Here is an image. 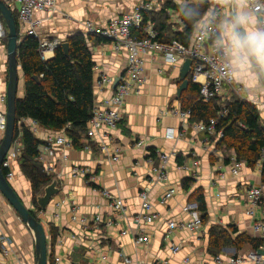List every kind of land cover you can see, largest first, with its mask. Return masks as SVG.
Here are the masks:
<instances>
[{"label": "crops", "instance_id": "1", "mask_svg": "<svg viewBox=\"0 0 264 264\" xmlns=\"http://www.w3.org/2000/svg\"><path fill=\"white\" fill-rule=\"evenodd\" d=\"M143 1L58 0L53 11L37 14L43 19L39 32L44 37H57L63 42L74 32H82L86 21L103 26L112 17L131 13ZM173 1L181 4V0ZM207 1L211 12H216L215 22L219 26L237 12H244L249 15L251 26L260 28L244 1ZM164 12L167 14V31H180L183 27L180 12L172 7ZM90 45L94 61L93 92L97 102L109 94L108 88L100 87L97 83L100 75L118 78L124 72L126 60L124 50H114L109 40ZM52 56L53 50L47 52L44 59ZM228 59L235 68L234 83L242 88L240 96L257 107L260 122L264 126V66L254 63L238 65L232 62L230 56ZM179 67L165 63L161 57L156 60L145 56L144 72L137 84L139 92L136 93V86L124 98L121 120L115 129L100 130L98 136L89 142H92L93 150L70 147L55 151L51 176L57 179L59 192L46 209H40L38 213L34 211V216L45 228L51 264H55V258H59V264H125V258H129L131 264L139 260L151 264L155 259H165L169 264H227L230 255L243 256L260 247L262 240L252 230V217L245 213V195L249 185L264 183L261 163L257 161L252 168L247 167L244 161L235 157L232 149L218 142L216 133L196 132L192 128L194 121H190L189 116L183 119L170 113L171 109L181 110L180 96L176 98ZM6 83L7 80L0 73V93L5 96ZM185 90L180 94L183 97L187 95ZM224 91L225 96L238 98L229 92L228 86H225ZM16 95L18 98L24 95V80L20 69ZM0 109L6 110V100L5 103L0 101ZM31 122L33 120L30 118H24L18 125L27 126L34 137L41 141L38 149L47 138L57 133ZM170 129L172 136L167 137ZM3 133L0 132V142ZM14 140L21 144L18 138ZM101 140L109 146L120 148L118 161H111L100 152L98 144ZM140 140L142 144L138 145ZM21 150L22 146L15 168L20 173ZM62 152L66 153L65 159L61 157ZM161 152L175 154L168 160V178L165 181L156 180L151 173V168L159 163ZM234 160L243 162L238 175L230 172V163ZM75 166L88 168L93 172L95 180L90 182L80 173L73 174L71 169ZM185 179H188V189L182 186ZM169 187L175 188L176 192L166 205L161 206L158 198ZM13 188L27 207L32 209L29 181L22 173L13 181ZM100 189L106 190L110 197L101 195ZM143 190L148 194L151 210L160 215V220L150 225L138 219L141 211L139 193ZM194 191L202 193L206 204L201 226L196 232L173 230L165 236V218L179 221L189 220L195 214L201 217L200 211L190 214L185 209L187 203L195 202L190 199ZM115 199L123 200L125 205L127 214L121 220L116 218L111 206ZM58 202L59 205L56 204ZM11 208L0 194L2 228L21 247L27 260L34 262L33 234L24 223L16 221V216L8 210ZM96 214L101 218H111V224L108 226L101 223L94 228L92 218ZM73 215L76 220L72 221ZM263 216L264 197L255 208L253 218ZM81 219L85 220L84 223ZM49 224L57 231L54 239L49 234ZM138 227L144 228L149 236L148 244H134L132 233ZM231 227L236 229V232L230 231L231 242L235 245L221 246L217 254H211L210 228L227 230ZM125 229L127 232L122 233ZM253 240H261V243L254 247ZM171 244L179 247L177 252L170 251ZM215 256L220 257L219 262L214 260ZM240 264L253 263L246 260Z\"/></svg>", "mask_w": 264, "mask_h": 264}, {"label": "built area", "instance_id": "2", "mask_svg": "<svg viewBox=\"0 0 264 264\" xmlns=\"http://www.w3.org/2000/svg\"><path fill=\"white\" fill-rule=\"evenodd\" d=\"M11 12H15L18 22V36L30 35L38 39L39 52L45 57V54L52 51L60 41L57 37H44L39 32V27L43 21L37 14L41 12H51L55 9L58 0H2ZM173 0H144L131 13H126L121 16L110 18L103 26L97 27L89 21L84 23L83 34H92L95 36H102L109 39L115 50H124L125 52V69L121 76H118V82L113 87L115 78L102 74L97 80L100 87L108 88V96L93 103L91 117L88 121L86 130V145L85 149L91 150L89 142L98 136L99 131L103 129L114 130L121 119V109L124 104V98L136 89L138 82L145 67V56L152 59L162 60L171 65H180L182 61L189 57L192 59V74L191 81L199 85V97L204 100L211 98H220L218 103V116L227 114L226 101L230 97L225 96L224 88L228 86L229 92L235 94L239 99L242 92L241 86L234 83L235 68L229 61V55L225 47L221 43L220 26L214 22L216 12L210 13L204 17L198 24L193 34L192 43L185 46L177 40L171 42H161L156 40L158 31L155 22L144 20L142 11H158L163 6L164 2ZM249 8L251 14L255 17L260 29H264V0H242ZM37 16V17H36ZM5 38V29L0 19V41ZM138 86L137 91L138 93ZM225 99V102L223 100ZM6 96L0 93V101L5 103ZM5 109H0V132L5 130ZM171 114L180 116L183 119L189 116V110L171 109ZM33 121L31 124L36 125ZM216 118H210L208 121H194L192 128L196 132L216 133L218 138L222 137V130L215 128ZM179 134V133H177ZM172 136L171 129L167 132V137ZM142 144V140L137 142ZM21 144L18 140H13L7 150L2 168L6 170L4 176L10 183L14 176L13 168L17 165V157L19 155ZM72 142L67 138L66 134L61 132L57 135L50 136L46 142L38 149L36 156L37 161L42 165L43 171L46 174H51L54 170V159L56 157L55 151L59 148H70ZM98 148L104 156L111 161H118L120 156V148L117 146H109L102 140L99 141ZM174 153H159V163L151 168V173L156 180L165 181L168 178L167 163ZM62 159H65L64 152L61 153ZM264 157V154H263ZM243 162L234 160L230 163V172L233 175H238ZM73 174L80 173L86 177V180L93 182L94 176L90 173L88 168L80 166L72 167ZM11 184V183H10ZM101 190V189H100ZM176 190L169 187L164 190L158 198V203L161 206L167 204L169 199L175 194ZM101 195L110 197L106 190H101ZM246 204L245 213L252 217L251 227L253 232L261 238L262 243L256 250H251L246 255H230L227 264H240L246 260L253 264H264V216L261 218H253V214L257 205L264 197V183L249 185L246 190ZM141 200V211L138 219L145 225L153 224L160 220V215L157 211H152V205L148 198L146 190L139 193ZM111 203L116 218L121 220L127 213L123 200L115 199ZM57 205L60 202L56 203ZM41 209V208H40ZM40 209H33L36 213ZM185 209L190 213L198 212L195 202L187 203ZM72 221L76 220V216L71 217ZM166 230L165 236L173 232V230H188L196 232L202 224L200 215H193L189 220L176 221L173 218H165ZM111 218H101L96 214L92 218L94 228H97L101 223L106 225L111 224ZM84 223V219L80 220ZM127 232V229L122 233ZM134 244L146 245L149 242V236L144 231V228H137L133 233ZM170 251L175 253L179 247L171 244ZM216 262L220 261L219 256H215ZM125 264H131L129 258H125ZM35 264L29 262L25 257L20 246L17 245L13 237L8 234L0 223V264ZM55 264H59V258H55ZM136 264H147L143 260H139ZM151 264H169L165 259H155Z\"/></svg>", "mask_w": 264, "mask_h": 264}, {"label": "trees", "instance_id": "3", "mask_svg": "<svg viewBox=\"0 0 264 264\" xmlns=\"http://www.w3.org/2000/svg\"><path fill=\"white\" fill-rule=\"evenodd\" d=\"M168 7L180 12L183 27L178 32L167 31V14L164 11ZM208 9L207 0H185L181 4L166 1L160 11H142V13L145 21L155 22L158 31L156 40L161 42L177 40L189 46L197 24L209 13ZM11 13L16 20L17 34H19L17 15L15 12ZM0 19L3 23L1 16ZM3 27H5L4 23ZM3 41L6 43V38H3ZM65 41L68 43V55H65L60 45H57L53 49V56L44 59L39 52L37 38L30 35L20 37L17 61L24 80V95L15 102V117L17 123L24 118H30L41 126L55 131L64 130L67 138L72 142V147L83 148L87 143L86 130L95 97L94 61L90 44L106 43L108 39L77 31L69 35ZM34 76L37 79H34ZM199 89V85L193 83L189 75V84L185 90L187 95L179 97L181 110H189L190 121H208L210 118H216L215 128L222 130V137L218 142L232 149L235 157L244 161L249 168L260 161L264 182V126L260 122L257 107L247 100L231 96L226 101L227 114L218 116V98L204 101L199 97ZM16 138L22 144L19 168L29 181L30 201L33 207L28 209L34 216L33 209H40L36 204V197L41 194L43 187L50 183L52 176L43 171L42 165L36 159L41 141L34 137L30 129L23 124H16L14 139ZM89 146L94 149L92 142ZM151 155H154L153 151ZM2 169L5 174L6 170ZM182 186L184 189L189 188L188 179L183 180ZM190 199L195 201L203 221L206 204L202 193L194 191ZM209 231L211 254H217L221 246L235 245L231 242L230 236V231L236 232L234 227L227 230L210 228ZM56 232V229L49 224V234L52 239ZM260 243L261 240H253L254 247ZM50 261L49 259L48 264H51Z\"/></svg>", "mask_w": 264, "mask_h": 264}, {"label": "water", "instance_id": "4", "mask_svg": "<svg viewBox=\"0 0 264 264\" xmlns=\"http://www.w3.org/2000/svg\"><path fill=\"white\" fill-rule=\"evenodd\" d=\"M0 16L5 26V48L8 63L5 111L6 125L0 142V194L16 212L19 220L32 232L34 238L35 264H48L50 251L48 249L45 228L42 223L30 213L28 207L24 204L11 184L6 180L2 169L4 156L9 149L11 142L14 140L15 128L16 124H18L15 117V102L18 99L16 94L20 66L17 61L18 34L16 20L2 0H0ZM60 46L63 48L65 55H68V43L63 41ZM192 63V59L186 57L179 67L176 98L180 96L181 92L184 91L189 84V75L192 74L193 70ZM33 78L37 79L36 76ZM117 82L118 78H115L113 87ZM57 183V179L52 178L50 183L43 187L41 194L37 195L36 204L39 208L46 209L51 199L59 192Z\"/></svg>", "mask_w": 264, "mask_h": 264}, {"label": "clouds", "instance_id": "5", "mask_svg": "<svg viewBox=\"0 0 264 264\" xmlns=\"http://www.w3.org/2000/svg\"><path fill=\"white\" fill-rule=\"evenodd\" d=\"M220 28L221 43L234 64L264 66V29L252 27L248 14L237 12Z\"/></svg>", "mask_w": 264, "mask_h": 264}, {"label": "rangeland", "instance_id": "6", "mask_svg": "<svg viewBox=\"0 0 264 264\" xmlns=\"http://www.w3.org/2000/svg\"><path fill=\"white\" fill-rule=\"evenodd\" d=\"M184 2V0H181V3H183ZM209 4V3H208ZM211 7H209V9H210ZM208 9V10H209ZM210 13H212L211 12V9H210V12L206 15V16H204V17H207ZM217 18V16L214 18V22H215V19ZM90 22V21H89ZM92 23V22H91ZM216 23V22H215ZM93 24V23H92ZM217 24V23H216ZM97 27H100V25H96ZM24 36V35H23ZM20 37L21 36H18V42H19V40H20ZM109 40V39H108ZM110 42V41H109ZM62 42L60 41V43L59 44H61ZM112 47H113V45H112ZM115 50V49H114ZM41 54V53H40ZM46 55V54H45ZM41 56H42V54H41ZM43 57V56H42ZM44 58V57H43ZM181 65V64H180ZM7 68H8V63H7V56H6V48H5V42L3 41V40H1L0 41V73L1 74H3V77L7 80ZM6 75V76H5ZM219 99L220 98H218V101H219ZM94 100H95V98H94ZM223 102H225V99L223 100ZM121 116V115H120ZM121 120V119H120ZM61 132H63V133H65V131L64 130H61V131H57V133H55V135H57V134H59V133H61ZM65 157H66V153H65ZM16 168V166H14V168H13V171H14V176H13V178H12V180L10 181V183H11V186L13 187V181L14 180H17V178H19L20 176H21V173L18 171V170H16L15 169ZM91 173V172H90ZM93 176H94V174H93V172L91 173ZM95 177V176H94ZM95 180V179H94ZM21 185H23L22 183H21ZM15 190V189H14ZM24 190H25V188H24ZM16 191V190H15ZM26 191V190H25ZM3 197V196H2ZM3 199L5 200V198L3 197ZM7 202V201H6ZM8 210H10V212L12 213V214H14L15 216H16V221H19V222H21L20 220H19V218H18V216H17V214H16V212L11 208V209H8ZM13 215V216H14ZM22 223V222H21ZM23 224V223H22ZM26 226V225H25Z\"/></svg>", "mask_w": 264, "mask_h": 264}, {"label": "flooded vegetation", "instance_id": "7", "mask_svg": "<svg viewBox=\"0 0 264 264\" xmlns=\"http://www.w3.org/2000/svg\"><path fill=\"white\" fill-rule=\"evenodd\" d=\"M4 29H5V27H4Z\"/></svg>", "mask_w": 264, "mask_h": 264}]
</instances>
